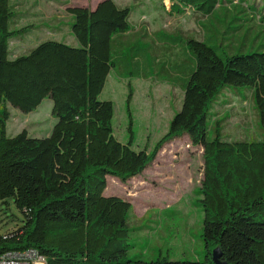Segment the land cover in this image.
I'll return each instance as SVG.
<instances>
[{"label":"trees","instance_id":"obj_1","mask_svg":"<svg viewBox=\"0 0 264 264\" xmlns=\"http://www.w3.org/2000/svg\"><path fill=\"white\" fill-rule=\"evenodd\" d=\"M172 1L196 15L200 39L157 32L145 40V29L130 33L128 6L99 0L93 8H65L73 45L45 39L12 55L11 43L32 25H19L17 3L0 0V203L10 201L21 216L15 228L0 234V254L33 249L45 264H213L217 247L223 264H264V140L226 139L218 120L210 121L222 89L246 87L264 129V51L232 46L237 52L229 53L206 33L215 22L228 39L247 46L264 37V20L247 0ZM155 40L167 57H156ZM171 48L179 51L176 58L169 57ZM110 70L125 78H172L182 92L165 135L149 153L133 148L128 80L126 140L113 134V104L99 98ZM44 98L54 118L49 133L32 137L22 129L7 136L9 107L28 113ZM180 135L202 149V178L194 193L202 212L204 259L129 258L131 205L103 195L105 176L125 182L138 175L162 142Z\"/></svg>","mask_w":264,"mask_h":264},{"label":"rangeland","instance_id":"obj_2","mask_svg":"<svg viewBox=\"0 0 264 264\" xmlns=\"http://www.w3.org/2000/svg\"><path fill=\"white\" fill-rule=\"evenodd\" d=\"M12 1L15 4L16 1L26 2L24 6L17 5L15 9L16 16L18 13L22 14L19 25H35V33L45 31L49 33V35L45 34L46 38L43 36L41 39L55 40L63 36L62 40L60 39L62 42L73 45L71 41L73 38L66 25L69 15L64 8L71 5L93 7L99 0ZM113 1L118 6L130 8L129 21L132 27L130 33H136L138 27L143 26L147 33L163 31L172 35L183 34L200 39L201 33H199L194 14L189 10L180 9V6L174 4L175 1ZM247 2L254 5L258 17L264 20V0H247ZM240 15L242 14L239 13L238 16ZM220 17L224 18V15ZM211 21L214 22L212 19ZM214 25L215 28H209L206 33L212 34L215 41L229 47V53L237 52L232 51V46L238 47L239 51H264V46H260L264 44V37L257 36L256 41L253 39L246 46L244 41H238L239 38L228 39V34L221 32V26L218 27L215 22ZM46 28L62 29L61 35L55 36V31L51 32ZM138 35L139 33L132 34L130 39ZM125 39L129 38L125 37ZM26 40L19 44L17 51L13 47L15 45H12V55H15V52L26 51L34 44L32 35H28ZM151 70L153 71V67ZM116 73L109 71L99 94L100 99L110 100L113 104V134L121 142L126 140L127 117L124 102L128 80L132 90L129 111L131 129L134 134L133 148L145 147L149 153L156 142L165 135L168 122L179 107L182 93L172 86L174 85L172 78L168 83H159L157 76L152 73H150L151 78L148 79L140 73L128 78ZM162 75L166 79L169 78L166 74ZM50 109L51 101L47 98L42 99L36 109L28 113L9 107V118L5 125L6 135L12 136L22 129L32 137L47 135L54 123ZM210 112V121L218 120L221 137L237 140H264V129L259 125L257 110L249 88L225 87L220 91ZM207 137L210 138L211 134L208 133ZM201 152V147L192 145L186 135L171 137L162 142L155 151L152 161L138 175L125 182L113 176H105L106 185L103 195L120 197L131 205V213L127 219L130 245L126 252L127 257L144 261L156 258L189 261L204 259V249L200 238L202 212L195 201L197 196L194 193L202 178ZM20 218V214L10 201L7 206L0 203V234L15 228Z\"/></svg>","mask_w":264,"mask_h":264},{"label":"crops","instance_id":"obj_3","mask_svg":"<svg viewBox=\"0 0 264 264\" xmlns=\"http://www.w3.org/2000/svg\"><path fill=\"white\" fill-rule=\"evenodd\" d=\"M12 1V0H11ZM12 2H14V1H12ZM17 3H18V6L19 7H22V6H24L25 5V3H21V2H18V1H16ZM80 6H84V5H80ZM95 6V5H94ZM93 6V7H94ZM93 7H90V8H93ZM180 9H183V8H181L180 7ZM179 9V11H181ZM64 10H65V8H64ZM183 10H188V9H183ZM194 18L196 19L197 17H196V15H194ZM68 21V20H67ZM35 25H32V28H29L28 30H29V32L28 33H26L25 35H23V37L21 38V39H19V40H16V41H14V42H12L11 43V46H10V49H11V47H12V45H15V46H13L14 48H15V50L17 51L18 49L17 48H19V44L21 45L24 41H27L26 40V37L28 36V35H32L33 36V42H34V44L35 43H37L38 41H41V40H45V39H43V38H46V35H49V33L47 32V31H45V32H42V33H35L36 32V30L34 31V29H35ZM32 29V30H31ZM47 30H49V31H51V32H56L54 35L56 36V35H61V31H62V29L61 30H58V29H54V30H51L50 28H46ZM141 29H145V27H143V26H139L138 27V29H137V31L136 32H138V31H140ZM34 31V32H33ZM145 31H146V29H145ZM200 31V30H199ZM157 32H163V31H155V32H150V33H147V31H146V39L145 40H149V41H151V36H149L150 34H155V33H157ZM165 33H167V32H165ZM200 33V32H199ZM46 34V35H45ZM169 34H171V33H169ZM183 35V34H182ZM44 36V37H43ZM55 36H54V38H55ZM183 36H188V35H183ZM41 37H43L42 39H41ZM200 37H201V35H200ZM62 38H63V36H60V37H57V38H55V40H57V41H61L62 40ZM61 39V40H60ZM33 44V45H34ZM31 47V46H30ZM29 47V48H30ZM153 47V49H155L156 50V52H157V55H156V57L160 60L161 58L163 59V58H165V57H167V56H165L164 57V55H163V50L165 49V47L163 46V45H161L160 43H157L156 42V40H155V42H154V45L152 46ZM177 47H183V46H181V45H178ZM177 47H175V48H177ZM175 48H171L172 50H173V54H170L169 55V57L170 58H173L172 56H175V58H176V54L177 53H179V51H177V49H175ZM28 49V48H27ZM25 52V51H24ZM23 53V52H22ZM15 54H19V53H16L15 52ZM174 80V79H173ZM160 82H164V81H159V83ZM173 87H176L178 90H180L177 86H175V85H172ZM180 92H181V90H180ZM182 93V92H181ZM181 101V100H180ZM179 106H180V103H179ZM178 109H179V107H178ZM177 109V110H178Z\"/></svg>","mask_w":264,"mask_h":264},{"label":"built area","instance_id":"obj_4","mask_svg":"<svg viewBox=\"0 0 264 264\" xmlns=\"http://www.w3.org/2000/svg\"><path fill=\"white\" fill-rule=\"evenodd\" d=\"M0 264H45V260L33 249L8 250L0 254Z\"/></svg>","mask_w":264,"mask_h":264},{"label":"water","instance_id":"obj_5","mask_svg":"<svg viewBox=\"0 0 264 264\" xmlns=\"http://www.w3.org/2000/svg\"><path fill=\"white\" fill-rule=\"evenodd\" d=\"M79 7L80 5H71V6H66L67 7ZM219 257V249L216 247L211 251V260L213 264H223L218 260Z\"/></svg>","mask_w":264,"mask_h":264}]
</instances>
